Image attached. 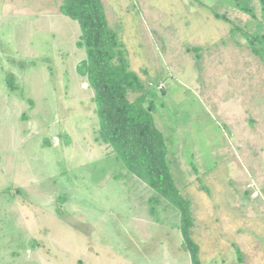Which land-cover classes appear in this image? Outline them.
I'll use <instances>...</instances> for the list:
<instances>
[{
  "label": "rangeland",
  "instance_id": "obj_1",
  "mask_svg": "<svg viewBox=\"0 0 264 264\" xmlns=\"http://www.w3.org/2000/svg\"><path fill=\"white\" fill-rule=\"evenodd\" d=\"M219 1L102 0L129 69L156 87L202 264H264V64ZM61 4L0 0V264H192L178 211L98 139L81 28Z\"/></svg>",
  "mask_w": 264,
  "mask_h": 264
},
{
  "label": "trees",
  "instance_id": "obj_2",
  "mask_svg": "<svg viewBox=\"0 0 264 264\" xmlns=\"http://www.w3.org/2000/svg\"><path fill=\"white\" fill-rule=\"evenodd\" d=\"M61 1L62 14L77 21L81 28L79 45L86 49L87 57L77 70L95 90L100 118L98 139L112 149L130 173L178 211L191 263L202 264L199 246L191 238L195 225L191 200L175 184L168 163L167 139L152 116L156 87L129 69L123 44L108 26L102 0ZM249 1L227 4L221 0L212 6V11L217 19L230 24L233 42L241 46L244 41L264 64V0H255L260 6L259 16ZM132 95L134 100L130 99Z\"/></svg>",
  "mask_w": 264,
  "mask_h": 264
}]
</instances>
